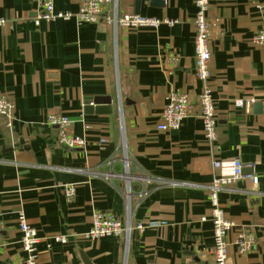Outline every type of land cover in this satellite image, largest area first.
I'll return each mask as SVG.
<instances>
[{
    "label": "crops",
    "instance_id": "obj_1",
    "mask_svg": "<svg viewBox=\"0 0 264 264\" xmlns=\"http://www.w3.org/2000/svg\"><path fill=\"white\" fill-rule=\"evenodd\" d=\"M53 2L57 12L76 14L82 0ZM119 8L176 23L117 32L75 17L37 25L31 0H0V96L15 109L11 126L0 115V264H25L21 214L37 230L36 264H215L208 186L230 174L237 159L245 178L218 197L219 210L234 224L225 238L228 262L264 264V45L257 42L264 0H209L213 143L200 119L159 130L174 95L189 96L199 111L205 83L194 67L195 0H120ZM88 98H110L113 113L86 114ZM51 114L67 117L69 133L85 138L86 147L62 145L59 129L46 124ZM125 151L133 174L161 182L144 198L132 196L133 226L165 225L134 228L128 240H90L97 214L126 220L125 182L99 175L122 173ZM246 232L254 243L241 252Z\"/></svg>",
    "mask_w": 264,
    "mask_h": 264
},
{
    "label": "built area",
    "instance_id": "obj_2",
    "mask_svg": "<svg viewBox=\"0 0 264 264\" xmlns=\"http://www.w3.org/2000/svg\"><path fill=\"white\" fill-rule=\"evenodd\" d=\"M31 1L37 5L38 16L35 21L37 25H39L41 21L69 20L75 17L79 23L95 25L105 23L112 26L115 32H117L119 28H158L163 24L173 26L176 23L169 20L122 14L119 8L120 0H82L79 11L76 14L57 12L53 0ZM195 4L197 7V14L193 20L195 27L194 67L199 80L205 83L203 91L199 95V111H194V106L189 96L185 94L174 95L161 114L164 124L159 126V130H178L185 120L192 118L200 119L203 122V131L207 140L213 143L217 139V117L213 105L214 99L212 91L207 86V80L210 76L209 68L212 60L210 51V31L212 23L207 16L209 0H195ZM0 24H2V22H0ZM257 42L264 45V31L258 34ZM243 105L244 102L242 100L235 101V106L242 107ZM14 110L13 100L6 95L0 96V115L9 120V126L12 125L14 119ZM46 124L59 129V139L62 145L71 149H84L86 147L87 141L85 138L72 136L69 133L70 120L67 117L51 114L47 116ZM124 154L122 173L103 172L99 175L108 181L123 180L125 182L124 195L126 196L128 204L126 220L123 221L113 215L97 214L94 218L92 228L86 235L90 240L95 241L112 236H124V238L128 240L134 228L145 231L146 229H156L165 225L163 221L156 220L140 223L135 227L133 226L130 207L132 196L136 194L139 198H144L151 185L160 184L161 182L148 176L133 174L131 170L132 165L127 157L126 151ZM214 167L215 169H220L221 165L216 161ZM249 167L253 168L254 166ZM245 168L246 166L237 159L233 163L230 174L216 178L213 183L208 186L209 198L213 206L212 222L215 239L213 260L215 264H232L228 262V248L225 238L234 224L226 220L221 210L218 208L219 193L224 189L233 188L239 181L244 179ZM250 178L254 180L253 176ZM136 187H138V189H135ZM67 194L69 199L72 200L75 197V189L69 188ZM18 224L22 248L26 254L25 264H36L37 244L39 242L37 230L28 224L23 214L19 216ZM57 241L63 243L66 242V238L59 237ZM253 243V235L246 232L238 241L240 251H248L251 249Z\"/></svg>",
    "mask_w": 264,
    "mask_h": 264
},
{
    "label": "water",
    "instance_id": "obj_3",
    "mask_svg": "<svg viewBox=\"0 0 264 264\" xmlns=\"http://www.w3.org/2000/svg\"><path fill=\"white\" fill-rule=\"evenodd\" d=\"M139 13L138 9L137 12ZM91 103H93V105H95L96 108H93V106H90ZM103 103H105L106 105H108L109 107L107 108H98L97 106L102 105ZM259 106V105H257ZM85 112L86 114H112L113 113V108H112V104H111V99L110 98H95V99H91L88 98L86 100V108H85ZM132 172L134 173L136 170L134 167H132ZM86 264H89V262L87 260H85Z\"/></svg>",
    "mask_w": 264,
    "mask_h": 264
}]
</instances>
